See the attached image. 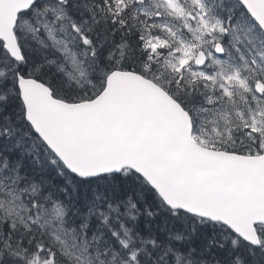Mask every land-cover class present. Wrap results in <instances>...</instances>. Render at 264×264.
<instances>
[{
    "label": "snow or ice",
    "instance_id": "snow-or-ice-1",
    "mask_svg": "<svg viewBox=\"0 0 264 264\" xmlns=\"http://www.w3.org/2000/svg\"><path fill=\"white\" fill-rule=\"evenodd\" d=\"M0 264H264V0H0Z\"/></svg>",
    "mask_w": 264,
    "mask_h": 264
}]
</instances>
